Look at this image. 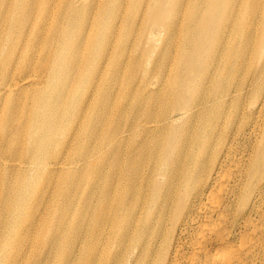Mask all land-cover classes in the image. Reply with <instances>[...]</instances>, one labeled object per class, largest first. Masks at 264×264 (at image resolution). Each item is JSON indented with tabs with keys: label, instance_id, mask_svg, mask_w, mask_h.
Segmentation results:
<instances>
[{
	"label": "bare ground",
	"instance_id": "1",
	"mask_svg": "<svg viewBox=\"0 0 264 264\" xmlns=\"http://www.w3.org/2000/svg\"><path fill=\"white\" fill-rule=\"evenodd\" d=\"M5 1L0 184L22 192L46 175L94 171L89 158L104 162L100 188L91 172L84 233H51L43 264H264V0ZM183 26L173 91L129 103L130 119L111 130L109 80L161 74ZM249 45L257 66L240 81ZM53 219L39 218L42 234Z\"/></svg>",
	"mask_w": 264,
	"mask_h": 264
},
{
	"label": "rangeland",
	"instance_id": "2",
	"mask_svg": "<svg viewBox=\"0 0 264 264\" xmlns=\"http://www.w3.org/2000/svg\"><path fill=\"white\" fill-rule=\"evenodd\" d=\"M192 2V0H189ZM9 0L5 1V5H8ZM3 16L7 15L6 7L1 6ZM203 11L198 9L200 14ZM259 12V11H258ZM193 18L188 13V20ZM190 28L187 29L183 26L182 30H174V34L168 41L167 46V66L161 74H151L148 77H142L135 75L133 77L124 76L122 77V84L119 79H110L108 82L109 90V109L112 111V116H108L112 123L108 125L111 130H115L117 123L122 119H130V114L126 113L125 108L129 103L142 102L143 104L153 101L158 97L157 92H166V90L173 91L168 84L167 79L173 77L176 71V65H180L181 55L180 47L182 42H185V37L189 33ZM251 37L255 40V28H251ZM245 37V36H244ZM194 47H199V41L197 38H193ZM215 43L212 41L211 45ZM132 45L130 44L128 48ZM146 47V46H145ZM155 48H160V39L154 44ZM135 53L141 52L144 48L143 45H135ZM251 46H248L247 52L244 56L243 67L238 74V79L241 81L245 78V74L248 73L247 69L252 72L257 66L258 53L252 56L250 54ZM152 55H155L151 53ZM153 57V56H152ZM146 67V66H145ZM162 75V76H161ZM228 77V76H227ZM40 83V87H44L46 78L42 72L36 74L35 77ZM167 81V82H166ZM167 83V84H166ZM126 87H129L128 89ZM140 87V88H138ZM126 88V89H124ZM138 88V97L135 96V90ZM43 90V89H41ZM34 90H28L24 92L25 96V109H29L33 106L32 94ZM159 94V98L161 96ZM23 97H21L22 101ZM3 100L0 97V120H5L7 117L6 111H2ZM40 110H46L47 105L39 106ZM122 109L123 113L118 116L119 111ZM58 110V109H57ZM57 110H52L54 115ZM36 112H38L36 110ZM24 119L28 118L30 113L24 112ZM21 125L16 122L14 124L15 131H21L19 129ZM2 127L0 128V134ZM10 154L16 153V150H6ZM4 154L3 150H0V155ZM66 157V156H64ZM88 160H92L93 164H96L97 169L90 170H73L79 171L73 175L72 180L61 179L62 175L55 174L53 177L46 180L37 181L34 184L27 182L25 187L19 192L9 193L7 189L0 184V243L6 240L7 246L2 249L5 252L0 258V264H43L46 255H49L55 248L54 241L50 240L51 233L56 238L60 237V234L67 229L68 231L64 234V237L71 236V239L78 235L83 234L85 227L89 222V214L87 211V189L90 188L91 176L96 174V185L98 188L101 187V177L104 170V162L102 155H98ZM83 164V162H82ZM79 167V166H78ZM93 174H92V173ZM35 174L30 173L29 176ZM43 173H39V177H43ZM29 184V185H28ZM28 185V187H27ZM30 193L23 198L28 189ZM9 194L8 199L5 196ZM15 211L16 216H12V212ZM51 213L54 219L47 221L49 226L46 224L45 232L42 234L40 230L39 218L45 216L46 213ZM35 226L37 227L35 230ZM30 230L29 234H25L26 231ZM9 234V237H8ZM41 234V235H40ZM40 235V236H39ZM39 236L40 240L34 245ZM49 245V248L45 251L44 247ZM45 248V249H46ZM44 250V252H43ZM48 264H53V262Z\"/></svg>",
	"mask_w": 264,
	"mask_h": 264
}]
</instances>
